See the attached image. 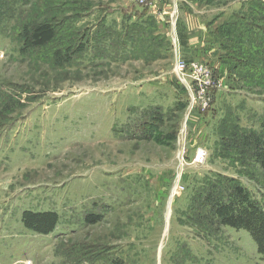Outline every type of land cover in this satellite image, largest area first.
<instances>
[{
  "label": "rangeland",
  "instance_id": "1",
  "mask_svg": "<svg viewBox=\"0 0 264 264\" xmlns=\"http://www.w3.org/2000/svg\"><path fill=\"white\" fill-rule=\"evenodd\" d=\"M12 1L0 0V264H264L207 200L234 180L264 204V44L226 58L244 66L230 75L212 37L264 0ZM55 15L52 44L24 43ZM205 34L220 66L195 59ZM178 59L219 84L199 94ZM25 211L57 213L54 231L27 228Z\"/></svg>",
  "mask_w": 264,
  "mask_h": 264
},
{
  "label": "trees",
  "instance_id": "2",
  "mask_svg": "<svg viewBox=\"0 0 264 264\" xmlns=\"http://www.w3.org/2000/svg\"><path fill=\"white\" fill-rule=\"evenodd\" d=\"M206 1H208L207 3L212 2V0ZM199 2L203 1L199 0ZM12 3H17V0H13ZM256 4L257 5H255V3L252 4L249 2L248 8L245 12H237L235 15L232 16L233 20L237 17V20L241 21L240 25L228 21V23H225L223 24V26L220 27V35L212 34V37L219 41L220 48L226 51V54H223L221 56V59L228 67L230 75L234 72L232 71V67L233 70L238 71L241 66L242 68L244 66L240 64V62L242 61H237L235 66H232L230 68V64L227 63L226 58L232 59L234 57H242V59H244L246 56L250 57L249 55L244 56L245 53H255L256 57L258 55H262L261 45L264 44V1L257 2ZM133 9L134 8L132 7L131 10ZM129 10L130 8L127 9L125 15L128 16L130 14V12L128 13ZM138 12L139 11H136V13ZM137 16L143 17L144 13H138ZM252 16L258 18V21L254 22ZM5 17L8 19L7 23L13 21L15 18L13 13H9ZM62 19L63 17L61 18L55 15L52 18H47V22H37L32 27L31 31L28 33L24 43L27 42L29 46L33 48H45L46 46H49L56 40L57 37L56 26L54 25V23H52V21H56L57 24H60L62 21H64ZM135 30L138 34L143 33V31L138 28ZM109 36L110 35L106 34L103 37L107 38ZM103 37L101 41H103V44H107L109 39H105ZM181 37H183L182 33ZM94 38L95 37L93 36L90 39ZM140 38L141 36L138 40H140ZM148 38H145L144 41L151 42L150 44L152 45V38H150V36ZM90 39H88V41H90ZM77 40V35H73L69 43L72 41L76 42ZM104 41L106 42L104 43ZM232 41L234 42L235 46H232L230 44V42ZM241 44L246 46L248 49L243 47ZM151 45L148 49H145L142 46L140 47L141 49L144 48L143 50L146 53H149L148 51L152 50ZM235 47L237 48L236 50ZM69 48L72 49V46L70 45ZM91 54H93V51ZM250 58H252L253 60L255 56ZM257 70L260 71V68H257ZM245 71L246 70H244L243 73ZM154 124L155 123L152 122L150 126L154 127L156 125ZM256 146H260V148H262L263 146V149H261L260 151V155H262L260 162L261 166L264 168V140L257 141ZM207 200L208 205L214 206V211H209V213L211 212L210 217L212 216L213 218L219 220L221 224L230 225L235 228H243L251 232V234L255 238V241L258 244L259 252L264 254V204L261 201L253 200L252 193L246 188H244L242 185L236 183L234 180H231L230 185H228V187H225L223 185H219L218 188L215 187V191H213V194L209 195ZM87 218L90 222L96 221L94 217L89 216ZM58 219V214L55 212L25 211L23 214V222L25 226L40 234H50L51 232H53L58 223Z\"/></svg>",
  "mask_w": 264,
  "mask_h": 264
},
{
  "label": "built area",
  "instance_id": "3",
  "mask_svg": "<svg viewBox=\"0 0 264 264\" xmlns=\"http://www.w3.org/2000/svg\"><path fill=\"white\" fill-rule=\"evenodd\" d=\"M149 1L153 0H138L137 2L142 5H148ZM176 69L181 75L184 76L187 74L188 76L192 77L194 84L197 86L199 94H207L210 88L219 84L216 82L212 70L200 61L194 60L192 64H189L184 60L178 59ZM188 72L190 74H188ZM182 79L184 80L185 78L182 77ZM186 84L189 87V82L187 80ZM193 100L196 101L195 97H193ZM203 156L204 155L202 151L197 153L198 159H201Z\"/></svg>",
  "mask_w": 264,
  "mask_h": 264
},
{
  "label": "crops",
  "instance_id": "4",
  "mask_svg": "<svg viewBox=\"0 0 264 264\" xmlns=\"http://www.w3.org/2000/svg\"><path fill=\"white\" fill-rule=\"evenodd\" d=\"M209 40H210V42L213 40V38H211V35H209V34H205V37H202V38L198 37L196 49L199 52V54H203V57H198V58L196 57L195 59H199V60L203 59L205 61H209L211 63V65L220 66L219 62L217 60L216 54L213 52V50H211L209 48H208L209 50H206L207 42H209ZM201 46H203V47H201ZM200 51H202V53ZM204 56H206V57H204Z\"/></svg>",
  "mask_w": 264,
  "mask_h": 264
}]
</instances>
